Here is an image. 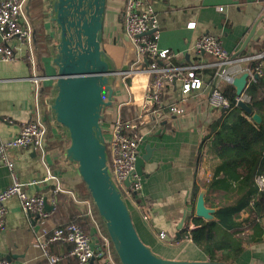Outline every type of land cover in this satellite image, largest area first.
I'll use <instances>...</instances> for the list:
<instances>
[{"label":"crops","instance_id":"crops-1","mask_svg":"<svg viewBox=\"0 0 264 264\" xmlns=\"http://www.w3.org/2000/svg\"><path fill=\"white\" fill-rule=\"evenodd\" d=\"M124 1L106 0L101 49L111 59L118 74L112 86V105L105 109L103 119L104 114L107 118L101 127L103 131L107 129L117 113L125 121L137 120L140 122L137 130L142 136L138 149L140 156L150 152L142 168L141 196L128 205L133 225L143 244L164 260L224 263L211 261L188 236L179 239L182 229L192 231L198 228L193 222L194 218H199L194 207L199 194L205 191L206 195L205 185L211 179V157L206 150L208 137L212 136L222 114L210 110L207 103L217 72L216 61L207 54L197 53L194 45L200 37L212 35L219 38L224 50L238 57L261 54L264 51V0H147L158 22V49L168 50L172 55L170 61L158 65L202 66L196 71L202 81L199 90L182 95L178 82L165 84L159 117L151 115L145 107L149 77L136 72L135 47L123 30ZM32 12L26 3L25 14L32 28L31 45L14 39L11 41L14 58L11 61L0 59V140L14 137L23 125L34 121L37 116L43 121L46 126L43 154L33 149H7L6 156L14 165L18 181L27 184V194L42 197L51 208L49 211L45 209L48 212L46 218L39 219L34 215L31 218L22 211L17 197L5 202L4 226L0 229V260L5 259L10 264H50L44 257L45 250L59 258L55 264H79L69 255L70 245L54 243L45 249L41 247L47 235L65 226L70 218L78 216L79 211L91 223L95 240L92 248H101L99 234L83 202L90 199L79 198L78 191H84V186L77 166L65 158L69 138L52 118L50 101L54 98L56 72L51 76L46 74L52 64L50 54L37 55L34 30L37 17L36 11ZM191 23L193 28L188 27ZM45 28L49 31L48 23ZM52 32L49 31V35L54 38ZM249 35L251 39L242 49ZM33 77L45 78L39 84L37 98ZM50 89L51 95H43ZM172 105L182 106L184 114L168 113L166 107ZM10 184V172L0 161V191ZM194 187L198 188V193L193 198ZM63 198L71 201L73 206L62 208V202L57 199ZM203 198L205 206L215 214L218 201H211L212 206H208L205 196ZM228 198L229 195L222 201ZM213 214L210 221L215 219ZM236 220L241 224L238 229H245L237 238H249L251 231L246 226L251 216L243 212ZM260 225L264 227V222ZM160 233L165 235L164 240L158 238ZM242 246V252L227 264H264V234L260 241L243 243ZM88 264L103 263L94 258Z\"/></svg>","mask_w":264,"mask_h":264},{"label":"built area","instance_id":"built-area-1","mask_svg":"<svg viewBox=\"0 0 264 264\" xmlns=\"http://www.w3.org/2000/svg\"><path fill=\"white\" fill-rule=\"evenodd\" d=\"M26 1L0 0V59L4 61H11L14 58V47L11 45V41L14 39L28 46L32 43V28L25 14ZM219 10L222 11L221 8ZM123 21L124 33L135 47L134 64L137 65L136 72L149 77V84L145 93V107L151 115L159 117L163 109L161 96L166 83L178 82L181 85L182 95L199 90L202 87V81L196 74V71L202 66L166 67L144 64L146 60L160 63L168 62L172 58L168 50L158 49V22L154 10L147 0H125ZM193 26V23L188 25L189 28H193ZM194 50L199 54H207L216 61L217 72L215 76H217V80L207 99L208 107L212 111H221L227 114L233 109L223 91L225 87L232 86V81L235 78L247 73L248 86L262 74L263 63H259L254 69L249 68L248 64L252 61H262L264 51L256 56L238 57L234 53H228L224 50L219 38L212 35L200 37L194 45ZM242 64H247V66L244 67ZM221 67L223 69L218 72ZM44 80L45 78L42 77L32 78L36 98L39 95V84ZM239 101L247 103L249 99L245 93L240 97L236 96L234 107H237ZM166 108L170 114L178 116L184 114L182 106L172 105ZM139 125L140 122L137 120L122 122L121 116L117 113L114 121L109 122L107 129L104 131L102 129L105 139L108 174L125 203V199L129 202H135L141 196V177L135 173L136 160L140 155L138 149L142 143V136L137 130ZM45 138L46 126L37 116L34 121L23 125L14 137L6 141L0 140V161L7 167L11 175V184L0 191V229H3L4 226L5 202L12 197L18 198L21 209L25 214H32L39 219L46 218L48 215L45 210L44 199L27 194L25 191L27 184L18 181L14 173V165L6 156L7 149H33L43 154ZM50 178L54 179L51 176ZM127 180L130 181L128 186L125 184ZM254 183L258 193L264 192V168L261 173L255 176ZM56 188L59 190L58 185ZM83 202L87 206V214L93 220L94 227L99 234L101 248L99 250L92 248V243L95 241L94 237L86 234L77 224L54 229L41 243V247L45 249L48 245L54 243L70 245L69 255L79 264H88L94 258L100 259L103 264H120L113 254L109 237L101 232L93 218V202L90 200ZM52 210H54V207H52ZM158 238L164 240L165 235L160 233ZM44 257L50 264L59 261L58 257L50 255L45 250ZM0 264L10 263L2 259Z\"/></svg>","mask_w":264,"mask_h":264},{"label":"water","instance_id":"water-1","mask_svg":"<svg viewBox=\"0 0 264 264\" xmlns=\"http://www.w3.org/2000/svg\"><path fill=\"white\" fill-rule=\"evenodd\" d=\"M49 31L54 43L50 46L52 65L56 68L50 101L53 120L69 138L65 158L77 166L92 202L107 231L120 264H227L188 263L164 260L155 255L140 240L130 212L121 193L110 179L106 165V147L101 121L106 108L111 107L114 77L118 74L111 59L101 49L103 17L106 0H43ZM76 18V20H73ZM253 31V30H252ZM251 31V33H252ZM251 39L249 35L242 46ZM239 54V53H238ZM237 56V54H235ZM223 68L221 67L218 72ZM248 74L232 81L237 97L247 88ZM255 78H257L255 76ZM215 76L209 94L216 84ZM237 107L250 115L254 124L261 118L252 114L247 103ZM150 152L136 160L135 173L141 177ZM130 183L125 182L126 186ZM205 191L196 201L195 215L210 221L213 210L205 206ZM45 209L50 210L46 200ZM191 211V207H190ZM33 217L32 214H28ZM93 237V233L90 234Z\"/></svg>","mask_w":264,"mask_h":264},{"label":"trees","instance_id":"trees-1","mask_svg":"<svg viewBox=\"0 0 264 264\" xmlns=\"http://www.w3.org/2000/svg\"><path fill=\"white\" fill-rule=\"evenodd\" d=\"M27 6L35 12L34 30L36 32L37 55H49L50 46L54 43L49 31L45 28L48 23L47 11L43 0H27ZM32 12V13H33ZM33 16V15H32ZM263 63L262 74L245 89V95L249 101L252 114L261 118V123L256 125L251 116L243 113L238 107H234L236 93L233 86L224 89V96L229 100L233 109L229 113L222 112L221 118L214 126L212 136L208 137L207 154L210 159L211 179L205 185V201L212 206L211 201H218V209L213 216V221L205 222L201 218H194L195 230L182 229L179 239L188 236L213 262L234 260L243 250V243L247 245L258 242L264 234V192L258 193L254 178L264 168V59L252 61L248 67L254 69ZM145 65H158L152 60L144 61ZM43 95H51V89L45 90ZM107 116L104 114V123ZM122 122H126L121 118ZM128 121V120H127ZM135 121V120H132ZM84 191H78L80 200L92 199L83 183ZM198 188L194 187L192 197H196ZM229 195L227 201H222ZM62 202V208L72 207V202L67 199H57ZM127 205V204H126ZM128 208V206H127ZM243 212L251 216L250 223L246 226L251 231L250 237H238L245 229L237 222V218ZM93 218L98 223L102 233L108 236L98 212L92 205ZM77 217L70 218L67 225H80L82 230L89 234L92 232L91 223L84 213L77 211ZM61 226L58 228H63ZM113 250V247H112ZM113 254L118 258L113 250ZM119 262V261H118Z\"/></svg>","mask_w":264,"mask_h":264},{"label":"rangeland","instance_id":"rangeland-1","mask_svg":"<svg viewBox=\"0 0 264 264\" xmlns=\"http://www.w3.org/2000/svg\"><path fill=\"white\" fill-rule=\"evenodd\" d=\"M27 3V2H26ZM54 40V39H53ZM56 72V68L50 63V65H49V68H47L46 69V74L48 75L49 74V76H51L52 74H54ZM125 201H126V204H127V206L129 205V200H126L125 199ZM129 208V207H128ZM153 252V251H152Z\"/></svg>","mask_w":264,"mask_h":264},{"label":"flooded vegetation","instance_id":"flooded-vegetation-1","mask_svg":"<svg viewBox=\"0 0 264 264\" xmlns=\"http://www.w3.org/2000/svg\"><path fill=\"white\" fill-rule=\"evenodd\" d=\"M73 20H76V18H74Z\"/></svg>","mask_w":264,"mask_h":264}]
</instances>
